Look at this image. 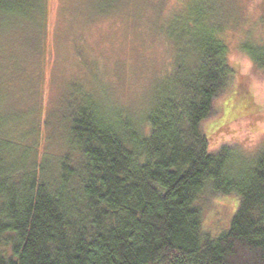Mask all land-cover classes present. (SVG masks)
Segmentation results:
<instances>
[{"label": "trees", "instance_id": "16d2710c", "mask_svg": "<svg viewBox=\"0 0 264 264\" xmlns=\"http://www.w3.org/2000/svg\"><path fill=\"white\" fill-rule=\"evenodd\" d=\"M24 2L0 0V18ZM216 22L191 15L179 27L192 35L189 64L179 39H164L173 54L145 117L88 92L72 102L56 169L0 148V264H264V150L210 142L253 105L232 86ZM246 53L264 71V46ZM207 194L239 199L215 227L199 205Z\"/></svg>", "mask_w": 264, "mask_h": 264}, {"label": "rangeland", "instance_id": "374dc122", "mask_svg": "<svg viewBox=\"0 0 264 264\" xmlns=\"http://www.w3.org/2000/svg\"><path fill=\"white\" fill-rule=\"evenodd\" d=\"M24 1L17 14L0 18V148L10 162L31 156L30 164L56 169L69 150L70 106L85 92L94 102L145 117L172 58L165 40L178 38L175 51L189 64L192 35L179 27L199 14L223 28L232 86L246 85L253 104L210 137L211 147L230 145L249 155L264 150V71L246 53L264 46V0ZM238 202L234 195L207 194L199 205L215 227Z\"/></svg>", "mask_w": 264, "mask_h": 264}]
</instances>
